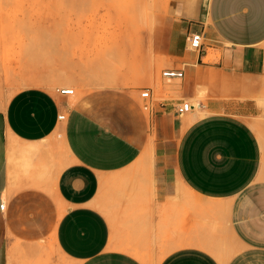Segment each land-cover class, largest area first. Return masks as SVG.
I'll use <instances>...</instances> for the list:
<instances>
[{"label": "crops", "instance_id": "1", "mask_svg": "<svg viewBox=\"0 0 264 264\" xmlns=\"http://www.w3.org/2000/svg\"><path fill=\"white\" fill-rule=\"evenodd\" d=\"M147 53L0 86V264H264V0H173Z\"/></svg>", "mask_w": 264, "mask_h": 264}, {"label": "rangeland", "instance_id": "2", "mask_svg": "<svg viewBox=\"0 0 264 264\" xmlns=\"http://www.w3.org/2000/svg\"><path fill=\"white\" fill-rule=\"evenodd\" d=\"M172 2L0 0V86L19 88L30 74L56 78L72 66L75 56L82 62L92 57L108 73L129 68L134 74L146 66L136 57L151 55L147 51L151 52L154 26L168 27ZM58 87L78 91L70 84ZM252 97L264 110V81ZM256 119L264 121V112Z\"/></svg>", "mask_w": 264, "mask_h": 264}, {"label": "built area", "instance_id": "3", "mask_svg": "<svg viewBox=\"0 0 264 264\" xmlns=\"http://www.w3.org/2000/svg\"><path fill=\"white\" fill-rule=\"evenodd\" d=\"M186 41H187L188 49L193 50V51H199L203 44V34L202 32L192 31L187 35ZM163 75L170 77V78H176V77H181L182 72L177 71V70H167L163 72ZM59 92L62 94H72L73 89L72 88H60ZM140 96L142 98H148L149 91L147 89L142 90L140 92ZM191 108H192V104L190 102L182 101L176 106V112L178 114L187 113L188 111L191 110ZM59 117L63 118V115H60Z\"/></svg>", "mask_w": 264, "mask_h": 264}]
</instances>
